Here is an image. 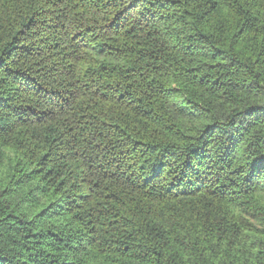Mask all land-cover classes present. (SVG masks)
<instances>
[{
  "label": "trees",
  "instance_id": "16d2710c",
  "mask_svg": "<svg viewBox=\"0 0 264 264\" xmlns=\"http://www.w3.org/2000/svg\"><path fill=\"white\" fill-rule=\"evenodd\" d=\"M0 264H264V0H0Z\"/></svg>",
  "mask_w": 264,
  "mask_h": 264
}]
</instances>
